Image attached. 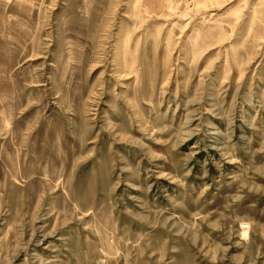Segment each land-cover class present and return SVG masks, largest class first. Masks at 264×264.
<instances>
[{"label": "rangeland", "instance_id": "374dc122", "mask_svg": "<svg viewBox=\"0 0 264 264\" xmlns=\"http://www.w3.org/2000/svg\"><path fill=\"white\" fill-rule=\"evenodd\" d=\"M0 264H264V0H0Z\"/></svg>", "mask_w": 264, "mask_h": 264}]
</instances>
